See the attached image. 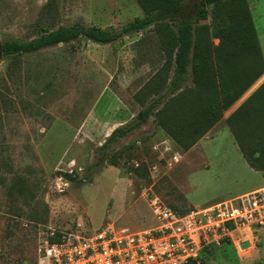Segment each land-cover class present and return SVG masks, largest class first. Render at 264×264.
Masks as SVG:
<instances>
[{
  "label": "rangeland",
  "instance_id": "rangeland-1",
  "mask_svg": "<svg viewBox=\"0 0 264 264\" xmlns=\"http://www.w3.org/2000/svg\"><path fill=\"white\" fill-rule=\"evenodd\" d=\"M143 15L137 0H0V43L76 23L120 31ZM162 63L152 28L0 61V264H35L51 232H139L160 225L158 207L184 215L260 189L226 131L184 153L150 117L102 148L139 120L137 94ZM63 174L77 178L64 184ZM248 238L212 248L200 264H264V228Z\"/></svg>",
  "mask_w": 264,
  "mask_h": 264
},
{
  "label": "trees",
  "instance_id": "trees-1",
  "mask_svg": "<svg viewBox=\"0 0 264 264\" xmlns=\"http://www.w3.org/2000/svg\"><path fill=\"white\" fill-rule=\"evenodd\" d=\"M137 2L143 17L120 31L82 23L44 29L39 37L29 41L2 42L3 54L6 58L29 55L80 41L107 45L152 28L163 63L137 94V100L144 107L139 120L116 128L102 148L107 149L118 139L132 134L153 117L157 128L186 153L264 72L261 55L259 72H255L257 62L253 65L251 60L254 51L259 50V43L248 0H202L204 6L201 4L194 14L186 9L187 0ZM209 20V24H202ZM214 40L219 41L217 46ZM242 56L250 58V79L243 87L240 77L230 79L223 75L226 60L234 61ZM253 72L256 75L252 76ZM248 162L255 168L262 164L250 159ZM111 163L117 164L116 155L112 156ZM144 171L146 167H138L135 173L144 176ZM62 177L68 182L77 178L70 174Z\"/></svg>",
  "mask_w": 264,
  "mask_h": 264
},
{
  "label": "built area",
  "instance_id": "built-area-1",
  "mask_svg": "<svg viewBox=\"0 0 264 264\" xmlns=\"http://www.w3.org/2000/svg\"><path fill=\"white\" fill-rule=\"evenodd\" d=\"M160 209V225L139 232L106 227L88 233L80 226L51 232L35 264H199L206 251L227 242L240 246L264 228V187L185 215Z\"/></svg>",
  "mask_w": 264,
  "mask_h": 264
},
{
  "label": "crops",
  "instance_id": "crops-1",
  "mask_svg": "<svg viewBox=\"0 0 264 264\" xmlns=\"http://www.w3.org/2000/svg\"><path fill=\"white\" fill-rule=\"evenodd\" d=\"M248 4L259 43V50L254 51V57H252L251 60L253 65L257 62L255 72H259L260 55L264 62V0H256V3L254 4L248 0ZM214 44L217 46L219 41L214 42ZM228 60H226V65L223 69L224 77H229L230 79L240 77L242 87L244 86V82L248 84V80L250 79V58L242 56L240 59L238 58L234 61L231 59ZM234 65L236 66L234 67ZM255 72H253L252 76L256 75ZM220 131H226L230 134L232 146L241 154L247 168L262 177L263 180L260 188H263L264 72L259 75L257 79L247 87L242 95L224 111L222 118L206 135L208 139H215ZM206 135L200 139L194 147H198L205 139ZM248 159L262 161V164H258L255 168L249 164Z\"/></svg>",
  "mask_w": 264,
  "mask_h": 264
},
{
  "label": "water",
  "instance_id": "water-1",
  "mask_svg": "<svg viewBox=\"0 0 264 264\" xmlns=\"http://www.w3.org/2000/svg\"><path fill=\"white\" fill-rule=\"evenodd\" d=\"M202 6H204V3L202 4ZM3 58H4L3 47H2V43H0V61H2Z\"/></svg>",
  "mask_w": 264,
  "mask_h": 264
}]
</instances>
